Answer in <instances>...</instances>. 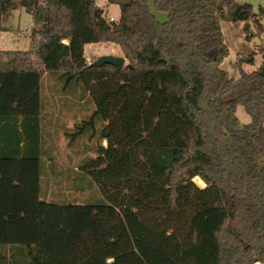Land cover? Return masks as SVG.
Segmentation results:
<instances>
[{
	"label": "trees",
	"instance_id": "trees-1",
	"mask_svg": "<svg viewBox=\"0 0 264 264\" xmlns=\"http://www.w3.org/2000/svg\"><path fill=\"white\" fill-rule=\"evenodd\" d=\"M148 1L106 0L120 9L109 21L96 0H0V32L17 8L32 21L30 49L0 50V264H264V47L228 77L219 25L243 22L250 40L264 11ZM92 43L115 45L123 67L87 63Z\"/></svg>",
	"mask_w": 264,
	"mask_h": 264
},
{
	"label": "rangeland",
	"instance_id": "rangeland-1",
	"mask_svg": "<svg viewBox=\"0 0 264 264\" xmlns=\"http://www.w3.org/2000/svg\"><path fill=\"white\" fill-rule=\"evenodd\" d=\"M152 1L149 0V5L152 7ZM239 3H249L253 12L257 13L259 9L264 11V0H236ZM96 3L103 7L106 10V17H114L117 19L120 15V9L117 5L107 4L106 0H96ZM157 18L161 21L166 20V14L163 12L154 11ZM261 24L264 26V15L260 18ZM6 25L9 27L6 31L0 32V50H28L30 49V29L32 28V21L30 15L25 13L22 8H17L13 11L6 21ZM24 25L27 26V29L24 28ZM220 30L222 33L223 41L227 47V54L223 59L222 67L226 71L228 77L238 78L240 76V70L244 72H250L255 70L261 63L262 54L257 49L259 45L264 47V31H262L259 35L252 37L250 40H246V33L243 30V22H231L223 19H219ZM251 31H255V28L250 25ZM112 54L115 56L123 57V54L120 50L112 44H97L92 43L90 46L85 47V56L90 57L93 56V59H96L102 55ZM253 55V63H242L241 66L236 65V60L238 58H245L248 55ZM126 60L124 61V63ZM235 116L239 122L240 126H245L250 122V116L245 111V109L241 105H236L235 107ZM73 120L70 118L67 119V125L72 126ZM97 139H99L102 145H106V141L98 135H96ZM84 142V141H83ZM88 151L86 155L94 156L93 148L95 140L88 139L87 141ZM82 148L84 144L81 143ZM56 147L58 149L59 155L63 161H67V155L70 156L71 161L70 165L72 167H78L79 159L83 158L84 154L75 155L74 150L75 147L68 148L67 140L63 138L60 134L56 139ZM44 166L47 167V162H45ZM48 174L50 175L49 179H45L43 177L44 167L41 169V190L42 192L47 193V196L44 198L46 201H53L60 198L51 196V190L53 182L51 181V171L47 168ZM194 181V180H193ZM195 183V181H194ZM196 184V183H195ZM197 185V184H196ZM203 188L204 186H199Z\"/></svg>",
	"mask_w": 264,
	"mask_h": 264
},
{
	"label": "water",
	"instance_id": "water-1",
	"mask_svg": "<svg viewBox=\"0 0 264 264\" xmlns=\"http://www.w3.org/2000/svg\"><path fill=\"white\" fill-rule=\"evenodd\" d=\"M125 58L121 56H115L112 54L102 55L91 62L94 66H101L103 64L113 65L117 70H120L124 65Z\"/></svg>",
	"mask_w": 264,
	"mask_h": 264
},
{
	"label": "crops",
	"instance_id": "crops-1",
	"mask_svg": "<svg viewBox=\"0 0 264 264\" xmlns=\"http://www.w3.org/2000/svg\"><path fill=\"white\" fill-rule=\"evenodd\" d=\"M90 46V44H86L85 46H84V52H85V47L86 46ZM90 57H92V58H94L93 56H90ZM58 108H59V113H60V116H59V123L60 124H66L67 123V119L68 118H70L71 120H73V112L71 111V110H69V109H67V108H65V107H57V108H53L56 112L58 111Z\"/></svg>",
	"mask_w": 264,
	"mask_h": 264
},
{
	"label": "bare ground",
	"instance_id": "bare-ground-1",
	"mask_svg": "<svg viewBox=\"0 0 264 264\" xmlns=\"http://www.w3.org/2000/svg\"><path fill=\"white\" fill-rule=\"evenodd\" d=\"M193 180L195 181V183L199 186H204V182L199 178V177H194ZM254 264H261L260 262H256Z\"/></svg>",
	"mask_w": 264,
	"mask_h": 264
},
{
	"label": "built area",
	"instance_id": "built-area-1",
	"mask_svg": "<svg viewBox=\"0 0 264 264\" xmlns=\"http://www.w3.org/2000/svg\"><path fill=\"white\" fill-rule=\"evenodd\" d=\"M108 20L109 21H114L115 19H114V17L110 16V17H108ZM24 28L27 29V26L24 25ZM92 61H93V58L92 57H86V62L87 63H91Z\"/></svg>",
	"mask_w": 264,
	"mask_h": 264
}]
</instances>
